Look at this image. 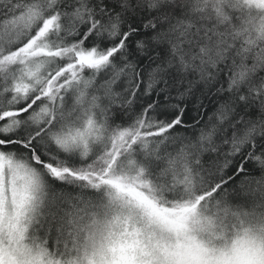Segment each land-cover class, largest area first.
<instances>
[{"label": "snow or ice", "instance_id": "1", "mask_svg": "<svg viewBox=\"0 0 264 264\" xmlns=\"http://www.w3.org/2000/svg\"><path fill=\"white\" fill-rule=\"evenodd\" d=\"M0 264H264V0H0Z\"/></svg>", "mask_w": 264, "mask_h": 264}]
</instances>
